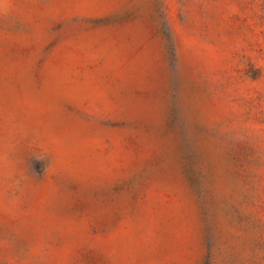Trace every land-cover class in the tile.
Listing matches in <instances>:
<instances>
[{"label":"rangeland","instance_id":"1","mask_svg":"<svg viewBox=\"0 0 264 264\" xmlns=\"http://www.w3.org/2000/svg\"><path fill=\"white\" fill-rule=\"evenodd\" d=\"M0 264H264V0H0Z\"/></svg>","mask_w":264,"mask_h":264}]
</instances>
